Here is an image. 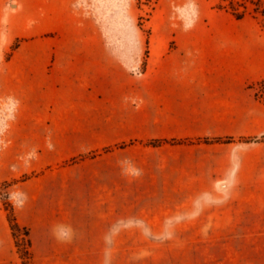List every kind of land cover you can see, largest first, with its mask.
Returning <instances> with one entry per match:
<instances>
[{
    "label": "crops",
    "instance_id": "crops-1",
    "mask_svg": "<svg viewBox=\"0 0 264 264\" xmlns=\"http://www.w3.org/2000/svg\"><path fill=\"white\" fill-rule=\"evenodd\" d=\"M14 3L0 0V94L17 102L0 179L24 176L11 204L30 264H264V143L238 142L264 135V39L157 13L136 76L90 24ZM16 240L0 205V264H23Z\"/></svg>",
    "mask_w": 264,
    "mask_h": 264
},
{
    "label": "rangeland",
    "instance_id": "rangeland-1",
    "mask_svg": "<svg viewBox=\"0 0 264 264\" xmlns=\"http://www.w3.org/2000/svg\"><path fill=\"white\" fill-rule=\"evenodd\" d=\"M47 5L61 7L62 13H69L78 21L93 26L95 33L107 44L110 55L119 61L125 69L134 75L133 69H139L144 74L149 54V41L152 28L155 24L157 13L165 14L164 18L170 25H179L183 30H191L201 23L219 24L238 22L244 24L239 33L249 34L254 29L255 45L262 43L264 39V17L247 15L243 20L237 21L223 7L230 0H45ZM238 1V0H233ZM15 6L14 0H10ZM218 14L211 19L204 13ZM224 16V17H221ZM252 88L255 96L264 98V80L254 84ZM14 105L11 113L9 105ZM17 112V102L0 94V160L9 147L7 134L9 126ZM264 135L255 138L238 140L239 143L248 144L264 143ZM20 179L10 177L0 179V205L6 210L13 209L11 193L13 187ZM10 206V207H8ZM13 210H11L12 212ZM7 213V211H6ZM17 245L23 264H30L29 255L22 257L20 252L28 253L27 239L23 232L16 234ZM29 254V253H28Z\"/></svg>",
    "mask_w": 264,
    "mask_h": 264
},
{
    "label": "trees",
    "instance_id": "trees-1",
    "mask_svg": "<svg viewBox=\"0 0 264 264\" xmlns=\"http://www.w3.org/2000/svg\"><path fill=\"white\" fill-rule=\"evenodd\" d=\"M223 9L228 12L232 17H234L237 21L243 20L247 15H254V16H261L264 17V0H238V1H233L230 0L228 2V5L224 6ZM231 139H224V140H219V142L222 143H227L230 142ZM249 142H253V139L251 140H246ZM264 142V138L262 140ZM10 207V206H8ZM11 207L10 211H7V220L9 223V226L11 228V231L13 233V236L16 237V234L19 232L17 224L15 222V217L13 211L11 212ZM23 235L27 237V232L22 231ZM29 245L27 241V246ZM16 247L17 250L19 251V247L16 242ZM22 257H25L26 255H29L27 252L22 254Z\"/></svg>",
    "mask_w": 264,
    "mask_h": 264
},
{
    "label": "built area",
    "instance_id": "built-area-1",
    "mask_svg": "<svg viewBox=\"0 0 264 264\" xmlns=\"http://www.w3.org/2000/svg\"><path fill=\"white\" fill-rule=\"evenodd\" d=\"M133 73L136 76H141L142 75L139 69H133ZM9 109L11 110V113H12V111L14 110V105H12V104L9 105Z\"/></svg>",
    "mask_w": 264,
    "mask_h": 264
}]
</instances>
